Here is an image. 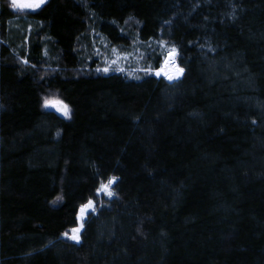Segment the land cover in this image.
Returning <instances> with one entry per match:
<instances>
[{
    "label": "trees",
    "instance_id": "16d2710c",
    "mask_svg": "<svg viewBox=\"0 0 264 264\" xmlns=\"http://www.w3.org/2000/svg\"><path fill=\"white\" fill-rule=\"evenodd\" d=\"M0 264H264V0H0Z\"/></svg>",
    "mask_w": 264,
    "mask_h": 264
},
{
    "label": "rangeland",
    "instance_id": "374dc122",
    "mask_svg": "<svg viewBox=\"0 0 264 264\" xmlns=\"http://www.w3.org/2000/svg\"><path fill=\"white\" fill-rule=\"evenodd\" d=\"M48 1L49 0H45L44 4L41 5V7L39 9L14 7L12 4V0H6V3H7L8 8L11 11H13L14 13H16L19 16H22L26 13H34V12L40 10ZM18 2L19 3H30L31 0H18ZM28 33H29V30H28ZM146 48L147 47L145 45L140 46L137 43V41H134V42H132L130 47H128V49H126L124 52H117V53L115 52L114 55L111 56L110 59L109 58L103 59V61L101 63L103 65L98 67L95 71L98 73H109V72L115 71L118 73H124V74L129 75V76H135V75L140 74V73H147V74L153 75L156 78H162L169 83L177 81V79H171L170 80L168 78V76L164 74V69H165L164 60H165L166 55L164 56L163 63H162L159 70L152 71L151 69L148 68V64H145V62L142 61L143 57L145 56L144 52H145ZM106 68L108 69V71H104V69H106ZM98 69H99V71H98ZM157 72H160L161 74L156 75ZM182 75H183V73H182ZM45 100L51 101L52 103L46 107L44 104ZM58 101H61V100L56 96V94L54 92H48L42 99V109L47 110V111H52V112L56 113L58 116H60L61 118L68 120L71 116V112H70V116L66 117L60 111H58L57 107L54 106L56 104V102H58ZM107 183H105V185ZM113 185H111V188H110L111 192H112ZM99 189H101V187ZM112 195H113V192H112ZM112 195L109 196L103 190H100L97 192V198L100 200L109 199L112 197ZM81 208L78 211L77 227L75 228V229H79V231L78 232L73 231L74 230L73 229L70 232V235L68 236V238L70 240H72L73 242H75L76 244H78L80 242V234H81L82 229H83V223L86 220L87 216L90 213L94 214L96 211L95 203H94L93 209H91V210L86 209L85 213H83V214L81 212ZM73 236H78L79 240L77 241V240L73 239L72 238Z\"/></svg>",
    "mask_w": 264,
    "mask_h": 264
},
{
    "label": "snow or ice",
    "instance_id": "6c2138e0",
    "mask_svg": "<svg viewBox=\"0 0 264 264\" xmlns=\"http://www.w3.org/2000/svg\"><path fill=\"white\" fill-rule=\"evenodd\" d=\"M45 2V0H31L30 3H19L18 0H12V4L14 7H17V8H30V9H39L41 7V5H43ZM177 49L175 47H172L169 51V54H168V57L166 58L165 60V69H164V74L168 76V78L171 80V79H175V78H178V76L180 74L183 73V69L180 68L179 66H175L173 71L175 73V75H170L167 71V66L168 65H175L176 61H175V57L177 55ZM99 71V69H98ZM104 71H108V69H104ZM161 73L160 72H157L156 75H160ZM52 102L51 101H48V100H45L44 104L45 106H49ZM57 107L58 111H60L64 116L68 117L70 116V109H69V106L65 103H63L62 101H58L56 102V104L54 105ZM114 183H116V178L113 177V178H110L108 183L105 185V184H102L101 185V189H98V191L100 190H103L105 191L109 196L112 195V192L110 190L111 188V185H113ZM94 208V203L93 201H88V204L86 206H83L81 208V212L82 214L85 213L86 209L87 210H91ZM83 218V217H82ZM73 231H79V229H74ZM73 239L75 240H79V237L78 236H73L72 237Z\"/></svg>",
    "mask_w": 264,
    "mask_h": 264
},
{
    "label": "bare ground",
    "instance_id": "6f19581e",
    "mask_svg": "<svg viewBox=\"0 0 264 264\" xmlns=\"http://www.w3.org/2000/svg\"><path fill=\"white\" fill-rule=\"evenodd\" d=\"M168 54H169V53L166 54L165 60H166V58L168 57ZM165 60H164V66H165ZM175 66H177L176 63H175V65H168V66H167V71H168V73H169L170 75H175V73H174V71H173V69H174ZM181 77H182V74H180V75L178 76V78H175V79L178 80V79H180Z\"/></svg>",
    "mask_w": 264,
    "mask_h": 264
}]
</instances>
